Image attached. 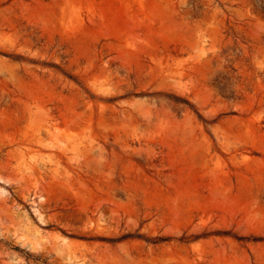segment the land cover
I'll list each match as a JSON object with an SVG mask.
<instances>
[{"label": "rangeland", "instance_id": "obj_1", "mask_svg": "<svg viewBox=\"0 0 264 264\" xmlns=\"http://www.w3.org/2000/svg\"><path fill=\"white\" fill-rule=\"evenodd\" d=\"M0 264H264V0H0Z\"/></svg>", "mask_w": 264, "mask_h": 264}]
</instances>
